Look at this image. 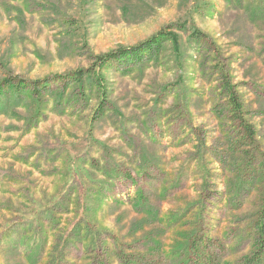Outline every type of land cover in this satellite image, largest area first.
<instances>
[{
	"label": "rangeland",
	"instance_id": "rangeland-1",
	"mask_svg": "<svg viewBox=\"0 0 264 264\" xmlns=\"http://www.w3.org/2000/svg\"><path fill=\"white\" fill-rule=\"evenodd\" d=\"M161 30L173 38L152 60L102 71L105 96L89 76L64 88ZM7 80L48 86L32 95ZM0 86V264L254 256L264 0H0Z\"/></svg>",
	"mask_w": 264,
	"mask_h": 264
},
{
	"label": "trees",
	"instance_id": "trees-1",
	"mask_svg": "<svg viewBox=\"0 0 264 264\" xmlns=\"http://www.w3.org/2000/svg\"><path fill=\"white\" fill-rule=\"evenodd\" d=\"M193 36L196 39L197 37H200L199 33L197 32L193 33ZM171 38L173 37L168 31L161 30L157 34L140 44L131 47H119L104 55L96 56V58L93 59L90 67L86 69H78L70 73L67 77H65L66 79L62 84L64 85V88L67 89L71 84L75 82H81L83 81V78L89 76L91 79H93L94 85L99 89H102L105 96V76L102 74V71L113 68L112 64L114 62H117V64L120 65L121 68H124L136 62L152 60L154 56L162 50L163 44ZM226 77V81L227 79L230 80L228 76ZM5 82L10 88H14L15 90H29L32 95H39L40 92L46 90L48 86L47 82L43 81H37L36 85L31 88L22 85V82L17 84L13 83L11 80H7ZM3 88L4 87L0 86V95ZM222 88L227 93L232 108L231 111L233 112V116L236 117L240 114L243 107L238 98V94L231 85H227L226 87L222 86ZM244 126V130L246 131V133H248L250 136H254L255 133L253 127L248 123H245ZM259 214L260 218L256 222V239L259 246L254 256L248 258L246 264H262L261 257L264 253V205ZM197 261L198 260H196L195 262Z\"/></svg>",
	"mask_w": 264,
	"mask_h": 264
}]
</instances>
